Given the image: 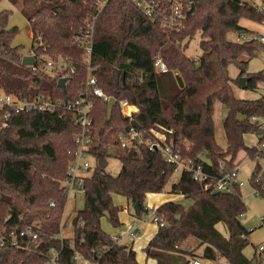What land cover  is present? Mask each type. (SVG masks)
Segmentation results:
<instances>
[{
  "label": "trees",
  "instance_id": "trees-1",
  "mask_svg": "<svg viewBox=\"0 0 264 264\" xmlns=\"http://www.w3.org/2000/svg\"><path fill=\"white\" fill-rule=\"evenodd\" d=\"M11 1L20 5L30 23V53L36 62L22 63V46L14 43L19 28L9 25V10L0 11V89L21 99L43 95L67 102L77 98L85 89L88 65L75 35L96 17L92 72L105 93L118 102L109 119L108 101L92 97L88 127L92 141L87 150L95 165L84 176L85 202L73 219L72 239L61 236V230L69 199V167L79 149L76 135L82 131L75 112L64 103L54 111L21 110L9 116L8 108H0V264H46L52 249L57 252L56 264H84L80 259L94 264H141L133 246L118 242L102 227V218L106 216L115 227L122 224L124 207L115 203L113 194L125 196L134 214L141 216L147 210V194L163 192L175 167L164 158L161 147L151 149L146 142L121 147L119 133L128 131L132 120L149 140L152 129L165 133L167 141L173 140L181 154L200 164L209 177L200 182L192 172L180 173L172 192L193 202L187 208L173 200L157 206L166 224L158 226L146 246L147 256L157 264H190L194 258L215 260L218 255L230 264H257L243 252L249 231L241 220L247 206L239 187L237 192L215 193L203 184L216 179L221 163L227 168L240 163L236 159L245 151L257 160L250 182L264 196V166L256 157L264 137L254 146L245 142V134L258 131L264 121V94L257 99L238 97L234 84L240 83V77L230 73L235 65L240 76H249L246 88L264 83V71L247 69L264 42L235 38L252 32L240 23L242 19L264 23L258 0H193L179 30H166L134 0H108L101 11L98 0ZM197 32L202 52L193 58L186 49ZM229 32L235 36L229 37ZM43 54L68 62L65 90L58 84L65 73L46 72ZM157 56L167 63V72L156 70ZM120 100L139 106L132 118L122 114ZM217 101L228 108L225 147L215 134ZM109 148L122 162L117 174L107 170ZM136 204L140 214L134 210ZM34 222L41 223L37 243L20 234ZM220 223L229 237L218 228ZM190 235L206 244L201 256L176 246ZM15 236L19 244L13 243Z\"/></svg>",
  "mask_w": 264,
  "mask_h": 264
},
{
  "label": "built area",
  "instance_id": "built-area-1",
  "mask_svg": "<svg viewBox=\"0 0 264 264\" xmlns=\"http://www.w3.org/2000/svg\"><path fill=\"white\" fill-rule=\"evenodd\" d=\"M108 0H98L99 11L107 3ZM193 0H134L135 5L153 21H159L161 25L165 27L166 30H179L182 27V22L186 18L189 9H191ZM258 7L264 9V3H259ZM96 17L93 19H88L85 28L75 35V41L78 43L84 51V59L88 65V74L85 80V89L80 92L79 96L73 100L62 101L52 100L51 98L45 97L43 95H36L31 99H21L18 98L15 94L8 93L0 89V108H8L6 116H9L12 111H21V110H49L54 111L58 105L64 103L68 106L69 109L73 110L78 118L79 123L82 126V131L76 135V141L79 144V149L77 156L74 161L70 164L69 167V181L66 183L68 195L72 194L76 189L83 191L84 185V176L87 175L89 170L92 168L91 164L87 160V157L91 156L88 152L89 145L91 144L92 137L88 133V127L92 123L91 111L93 109V100L92 97L100 96L105 100H109L110 95H107L103 88L99 85L96 75L92 72L91 66V57L93 52V41H94V26H95ZM246 39H259L264 42V34L258 33H242L237 37V40H246ZM41 40V37H40ZM42 43V41H40ZM29 55H33L30 53ZM45 59L42 68L51 74L56 76L60 73H65L64 77L69 74L68 62L61 57L60 59L55 60L45 54L42 55ZM35 57V56H34ZM36 58V57H35ZM155 67L159 72H167L169 70L167 63L160 57L157 56L155 59ZM122 114L132 118L133 113L139 110V106L135 103H131L128 100H120ZM261 127H264L262 124ZM153 130V129H152ZM261 137H264V133L261 134ZM156 141L147 139L144 132L132 124L130 129L126 132H123L120 136V145L122 147H131L137 146L143 142L149 144L151 149L156 147H161L164 158L171 162L175 171L181 173L182 171L192 172L195 180L202 182L206 180L208 174L203 171V168L200 164H195L192 159L184 157L180 150L176 148L173 140L167 141V136L165 133L158 135ZM258 151L256 157L258 159H264V139L258 144ZM263 153V154H261ZM240 163L236 164L231 168H227L225 163H221L220 173L215 180H210L206 182L204 187L206 189L219 190L224 192H237L238 187L241 191L243 185L242 180H238V167ZM251 183V182H250ZM259 194V190L255 189ZM242 192V191H241ZM53 203V202H51ZM148 211V209H147ZM244 215V214H242ZM149 219L155 222L158 226H164L166 220L164 217L157 213V210H152V215ZM142 223V217L137 216L126 224V235H129L131 239H134L138 234L140 225ZM41 228L40 222H34L32 225H29L20 231L21 235H25L33 240L34 243H37L38 239V229ZM124 233H120L114 238L119 242L123 237ZM17 236L14 237V244H19L16 240ZM2 236L0 234V241ZM260 253H264V241L258 244L257 247ZM52 257L50 261L54 264L57 252L55 249H52ZM190 264H205V261L201 258H194L190 261ZM216 264H221L217 262Z\"/></svg>",
  "mask_w": 264,
  "mask_h": 264
},
{
  "label": "rangeland",
  "instance_id": "rangeland-1",
  "mask_svg": "<svg viewBox=\"0 0 264 264\" xmlns=\"http://www.w3.org/2000/svg\"><path fill=\"white\" fill-rule=\"evenodd\" d=\"M257 2L261 3V0H258ZM5 9L9 10V25L18 26L19 28V32L14 39V43L22 46V50L25 55L30 54V48L33 43V38L31 36V27L27 17L21 11L20 5L13 3L11 0H0V11ZM245 24H247V26H249L251 28V31L254 33H258V34L264 33V23H258L255 21L253 22L252 20L251 21L245 20ZM228 36L234 37L235 35L229 32ZM238 36L239 35H236L235 38ZM200 40H201V34L200 32H197L186 49V54L188 56L193 58L199 57V55L202 52V49L200 47ZM247 69L251 73L264 71V48H262L255 57L250 59ZM230 73L234 78L240 77V70L235 65H231ZM234 88L236 91V95L240 98L257 99L264 94V83L259 84L254 89L244 88L240 85V83L234 84ZM227 114H228V108L225 106V104L221 101H217L214 105L215 134L218 143L221 144L223 147L226 146L224 121ZM262 124L264 125V121H262ZM121 134L122 133H119V136ZM159 134H162V131L158 129H153L152 130L153 138L151 140L156 141L157 139H159L158 138ZM112 137L114 138V135H112ZM260 137L261 134H259L258 131L247 133L245 134V142L250 146H254L258 143ZM114 147L119 151V145L114 144ZM204 159L208 160L207 157H204ZM87 160L89 161L92 167L95 165V158L92 155L87 157ZM236 160H240V165L238 167V180L243 181L241 191L243 194L244 201L247 205V210L244 213V215H242L241 220L247 227L249 228L258 227L257 229L259 230V228H261L260 227L261 220L264 218V196L258 194L255 188L250 183V178L256 166L257 160L249 157L245 151L240 152ZM259 161L264 166V159L260 158ZM121 167H122V162L118 156L109 157L108 165H107L108 171H110L113 174H117L120 171ZM179 176L180 173L178 171H175L172 177L170 178V180L168 181L167 185L165 186L163 194L157 195L155 193L154 195L151 194L150 196H148L147 194L148 197H146L145 203L148 211L147 210L143 211L141 215L142 222L144 223L143 229H141L140 232H138V234L135 236V240H137L136 244L138 246L137 257L139 258L141 264L146 262V246L148 245L147 240L157 228L155 222L149 219V217L152 215V210L156 209L158 205L162 204V202L169 200L177 201L182 205H184L185 207L190 206L191 201L188 198H185L184 195L180 196V194H176L172 192L173 183L178 180ZM115 200L120 203H123L124 207L127 206L128 204L124 196L121 195H116ZM84 202H85V196L82 193L77 194L76 198L73 194L70 193L69 200L65 206V210L62 216V223L65 224V227L63 230H61L62 231L61 235H64L65 237L70 239L73 238V233H74L73 219L77 211L83 208ZM129 208L130 211L133 209L131 204ZM102 227L108 231L113 228L109 220H106V222L103 223ZM126 228L127 227H125L122 232L124 233L121 239L122 244H125L126 241H132L129 235L125 236ZM218 228L223 233H225L226 236L229 237L228 231L223 228V223L218 224ZM200 243H201L200 240L194 235H190L184 240L175 242L176 246L179 249L185 248V249H190L189 251L194 250L196 252H201L202 246L200 245ZM152 259L154 258L152 257L149 258L148 260L149 263ZM80 260L84 264H94L84 259H80ZM217 261L220 262L221 264H229L227 262V259L223 256L220 257L218 260L216 259L214 261L210 260L206 264H215ZM46 264H53V263H51V261H48V263Z\"/></svg>",
  "mask_w": 264,
  "mask_h": 264
},
{
  "label": "crops",
  "instance_id": "crops-1",
  "mask_svg": "<svg viewBox=\"0 0 264 264\" xmlns=\"http://www.w3.org/2000/svg\"><path fill=\"white\" fill-rule=\"evenodd\" d=\"M245 20H248V19H242L241 21H240V23L242 24V25H244V26H246L247 28H249V30H251V28L249 27V26H247V24H245ZM243 21H244V23H243ZM251 21V20H250ZM254 22V21H253ZM250 33H254V32H250ZM262 34H264V33H262ZM79 193H82L83 195H84V193H83V191L82 190H79V189H76L72 194L75 196V198L77 197V194H79ZM164 192H160V193H156L157 195H160V194H163ZM154 195L155 193H148V196H150V195ZM176 194H180V193H176ZM116 195H120V194H113V199H114V201H115V203H117L118 205H122L123 207H124V204L123 203H120V202H118V201H116L115 200V196ZM121 196H123V195H121ZM147 196V197H148ZM180 196H183V194H180ZM124 198L127 200V198L124 196ZM156 198V197H155ZM185 198H188V197H186L185 196ZM191 202H190V205H191V203L193 202L190 198H188ZM69 200V199H68ZM174 201V200H173ZM166 202V201H165ZM175 202H177V201H175ZM127 206H125L124 207V209L120 212V219H121V221H122V224H121V226H118V227H115V226H113L112 225V229L111 230H106L108 233H110L112 236H117V235H119L120 233H122L123 232V229L126 227V224L129 222V221H131L132 219H134L135 217H137L135 214H134V212L131 210L130 211V208H129V202H128V200H127ZM162 203H164V202H162ZM159 206V205H158ZM247 206V205H246ZM187 207V206H186ZM125 213V214H124ZM242 217V216H241ZM106 220H108V218L105 216V217H103L102 218V225H103V223H105L106 222ZM143 222L141 223V225H140V229H139V232H140V230L141 229H143ZM244 224V223H243ZM155 225L157 226V228H156V230L150 235V237L148 238V240H147V243H149V241L151 240V238L154 236V234L157 232V230H158V225L155 223ZM104 226H105V224H104ZM244 226L248 229V231H249V234H248V239H249V243H248V245L244 248V250H243V252H244V254L248 257V258H250V259H253L254 261H257V264H264V253H260L259 251H258V249H257V247H258V244H260V243H262L263 241H264V218L261 220V225H260V227L261 228H259V230L257 229L258 227H247L245 224H244ZM223 228L224 229H226L227 230V228L225 227V225L223 224ZM228 231V230H227ZM229 233V232H228ZM225 234V233H224ZM61 236H63L64 237V235H61ZM127 236V235H126ZM122 239V238H121ZM120 243H122L121 242V240L119 241ZM137 240H135V238L134 239H132V241H126L125 242V244L124 245H131V246H133V248L136 250V252H137ZM144 245V244H143ZM200 245L202 246V249H201V252H196V251H194L193 250V252L194 253H196L197 255H202L203 254V252H204V249H205V247H206V244H201L200 243ZM142 247V246H141ZM249 247H250V249H249ZM183 250H186V251H189L190 249H185V248H182ZM220 257H222V256H220V255H218V257H217V259L216 260H218ZM138 258V257H137ZM149 258L150 257H148L147 256V253H146V262L145 263H143V264H157V261H155L154 259H152L151 261H150V263H149ZM227 259V258H226ZM138 260H139V258H138ZM205 261V264L207 263V262H209L210 261V259H205L204 260ZM214 261V260H213ZM140 262V261H139ZM218 262V261H217ZM216 262V263H217ZM227 262L230 264V262L228 261V259H227ZM52 263V262H51ZM141 263V262H140ZM215 263V264H216ZM54 264V263H53Z\"/></svg>",
  "mask_w": 264,
  "mask_h": 264
},
{
  "label": "water",
  "instance_id": "water-1",
  "mask_svg": "<svg viewBox=\"0 0 264 264\" xmlns=\"http://www.w3.org/2000/svg\"><path fill=\"white\" fill-rule=\"evenodd\" d=\"M36 62V58L33 55H25L23 57L22 63L24 65H32ZM200 63H198V65L196 67H199ZM249 80V76L247 75H242L239 78L240 81V85L244 88H246L247 86V81ZM68 81V77H62L58 80V84L61 88H63L64 90L66 89V83ZM118 100L116 99V97L112 96L110 97V99L108 100V104H107V114H108V118L110 119L113 113V109L116 106ZM132 124L136 125V126H140V124L136 121V120H132ZM259 134H263L264 133V127H260V129L258 130ZM108 154L115 156L116 152L112 149L109 148L108 150ZM215 193L219 192V190H214ZM134 210L137 214H140V208L139 205H134ZM42 245H40L41 247Z\"/></svg>",
  "mask_w": 264,
  "mask_h": 264
}]
</instances>
